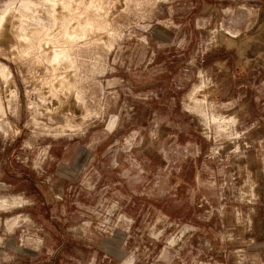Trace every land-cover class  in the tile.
<instances>
[{"label":"rangeland","instance_id":"obj_1","mask_svg":"<svg viewBox=\"0 0 264 264\" xmlns=\"http://www.w3.org/2000/svg\"><path fill=\"white\" fill-rule=\"evenodd\" d=\"M104 6L73 111L0 36V264H264V0Z\"/></svg>","mask_w":264,"mask_h":264},{"label":"bare ground","instance_id":"obj_2","mask_svg":"<svg viewBox=\"0 0 264 264\" xmlns=\"http://www.w3.org/2000/svg\"><path fill=\"white\" fill-rule=\"evenodd\" d=\"M39 1L40 5L48 7V16L51 24H47L41 19L39 15L41 6L36 2L32 0H23L22 2L19 1L20 3L12 2L9 5L7 4L2 14H0V36L2 35V37H4L5 42L10 43L9 49L14 52V55L18 54L19 56L23 57H33L35 58V61L38 65L46 66V75L44 80L47 82L46 85H49L48 87L51 92V96L58 97V92L60 90L68 91L69 96L67 97V100L65 102H62L61 100L57 101L58 106L55 107V105L53 104L51 107L52 111L57 114L63 113L65 111H73L70 107L71 105L74 106L71 101V95L73 97L74 94L77 102H82L83 94L81 93V91L79 92V89L77 88L78 82L74 75L71 76L69 75L70 73L68 74L65 72L66 74H64L61 73L62 71H59L61 69H65L74 70V72L72 71V73H78V71L81 70V60L79 56L82 54V52L80 51L82 46H86L92 41L94 43L99 41L103 42V34H105L109 30V23L106 21L107 19L105 20V18L103 17V11H105L106 9L104 6L105 0ZM109 1L110 0H107V2ZM29 17L30 20H32V26L26 25V21ZM108 33L111 32L109 31ZM107 42L108 41H106V43ZM0 75L2 80L5 81L6 84L12 85V87L14 88V90L12 89L11 94H17L18 89L15 86V81L11 76L12 74L3 63H0ZM203 87L204 84L202 83V85L199 87V90L203 89ZM57 88L60 89L58 90ZM195 90L197 91L196 88ZM195 92L191 97H189L190 99H192V101H194V103L200 105L204 101H201L200 98H198V96L196 95L198 93ZM2 104L4 103L2 100H0V106H2ZM33 105L34 104L31 103V106ZM0 112V121L3 122L5 116L1 109ZM202 114L203 116L205 115L204 113ZM234 122L235 120L233 118L223 117L219 115H212L209 118L207 117V126H210L213 123L219 128H228L229 125L233 124ZM62 131L64 133V131L66 130L63 128ZM7 206V200H5V202L3 200L1 208Z\"/></svg>","mask_w":264,"mask_h":264},{"label":"crops","instance_id":"obj_3","mask_svg":"<svg viewBox=\"0 0 264 264\" xmlns=\"http://www.w3.org/2000/svg\"><path fill=\"white\" fill-rule=\"evenodd\" d=\"M224 132H227V131H224ZM5 200H6V199H4V202H5ZM7 203H8V205H9V202H8V201H7ZM258 249H262L261 251L264 252V251H263V250H264V245H261V246H260V244H259V245H258ZM258 261L262 262L263 259H259Z\"/></svg>","mask_w":264,"mask_h":264}]
</instances>
